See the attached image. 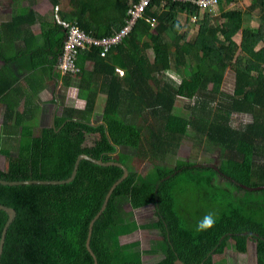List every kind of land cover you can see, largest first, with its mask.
<instances>
[{"label":"trees","instance_id":"16d2710c","mask_svg":"<svg viewBox=\"0 0 264 264\" xmlns=\"http://www.w3.org/2000/svg\"><path fill=\"white\" fill-rule=\"evenodd\" d=\"M68 1V12L61 14L57 7L60 19L98 39L118 32L131 6L130 0ZM235 1L219 0L218 14L212 16L190 3L152 0L133 30L104 55L93 44L79 49L75 75L63 74L57 65L67 79L79 77L82 109L62 106L61 114L53 112L52 125L19 144L14 157L0 148V155L8 156L6 170H0L5 181L65 180L81 154L127 168L92 226L89 247L97 264H142L138 256L143 252L164 256L151 264H214L213 255L225 248L248 253L251 241L256 264H264V189H255L264 187V35L244 20L254 13L264 26V0H249L245 10L228 9ZM182 17L185 24L195 17L193 36L181 32ZM31 19L33 24V12ZM52 20L45 37L49 44L31 51L36 56L48 51L47 63L59 58L66 38L54 16ZM237 34L240 41L234 39ZM237 50L245 57L228 93L221 87L226 64ZM177 98L192 101L187 114L179 113ZM234 114L247 120L234 124ZM131 126L139 133L135 156L152 166L145 174L131 171L130 155L120 152L129 146ZM90 137L91 144L85 145ZM185 137L213 146L219 164L176 159L174 152ZM122 175L116 166L81 160L66 184H0V205L15 211L0 264H94L85 247L88 225ZM123 204L133 210L153 205L154 220L138 225L122 211ZM208 213L215 215V225L197 232V222ZM6 220L0 210V236ZM139 229L156 230L159 246L142 251L135 241L120 244V236Z\"/></svg>","mask_w":264,"mask_h":264},{"label":"crops","instance_id":"0c3cea01","mask_svg":"<svg viewBox=\"0 0 264 264\" xmlns=\"http://www.w3.org/2000/svg\"><path fill=\"white\" fill-rule=\"evenodd\" d=\"M55 7L62 14L69 11L70 2L61 0L54 6L52 0H0V148L9 157L16 155L19 144L52 125L53 112L61 114L73 85L79 83V77L75 85V76L67 79L59 72L58 58L54 63L45 62L48 51H41L39 56L31 52L49 44L45 37L53 26ZM31 12L36 19L33 24L29 23ZM91 66V62H85L87 69ZM76 97L74 105L65 107L82 109L84 99L78 98L77 91ZM8 156L0 155V160L5 159L6 163ZM0 170H6V165ZM127 236H120L119 242ZM212 259L216 264L214 255Z\"/></svg>","mask_w":264,"mask_h":264},{"label":"rangeland","instance_id":"374dc122","mask_svg":"<svg viewBox=\"0 0 264 264\" xmlns=\"http://www.w3.org/2000/svg\"><path fill=\"white\" fill-rule=\"evenodd\" d=\"M248 5H249V0H236L234 3L228 6V9L239 8L245 10ZM244 20L249 28L258 31L264 35V26L261 25V22L259 21L256 14L252 13V15H245ZM181 22L183 24L181 32H185L190 37L193 36L195 34L196 24H194L192 20H190L189 23L185 24L184 17H182ZM234 39L235 41H240V35L237 34L236 37H234ZM150 56L152 57V50L150 51ZM244 57H245L244 52H242L241 50H237L234 59L230 63L226 64L225 77L221 87L223 91L228 93L232 91L233 83H234V72L238 64L241 62V60ZM76 79L77 77L75 76V81H74L75 85L77 84ZM76 91H77V86L73 85V88L68 94V96L66 95L68 100L66 101V103L64 102L65 106L74 105L73 103L75 102V100H77V97L75 98ZM101 103H102V98L100 99V102H97L96 104L95 107L96 114H100L101 112L102 109ZM187 104L188 105L192 104V101L185 98H177L176 107L178 108L179 113L187 114V111H189L188 108L186 107ZM89 119L93 120L92 117H89ZM246 120H247V116L245 115L234 114L232 116V121L234 124ZM138 137H139V133L137 129L134 126H131L128 134L129 146L120 150V152L127 153L130 155L128 164L131 171L140 174H145L151 169L152 166L147 161L139 160L135 156L134 149L137 144ZM91 140L92 137L86 139L85 145H90ZM173 156L176 157V159L180 158L187 162L196 163L199 165L217 166L219 164L218 158L216 156V151L214 150L213 146L207 144V142L195 144V142L193 143V140L189 137H185L184 139L181 140L180 146L177 152H174ZM115 159L116 160L120 159V153H117L115 155ZM5 165L7 168V161L5 163V159H1L0 160L1 168H3ZM181 189L182 186L179 187V190ZM122 211L124 213L132 214L133 219L138 224H147L154 220L153 205H148L146 207L133 210L128 204H123ZM161 239H162L161 236L158 234L156 230H136L127 237L121 238L120 242L125 244L129 242L138 241L139 249L145 251V250L153 249L156 246L158 247L159 244L161 243L160 242ZM255 247L256 246L254 242L252 241L248 242L247 244L248 253L244 255L236 254L232 249L225 248L221 254L214 255V259L216 264H256ZM163 257L164 256L161 255H150V254H145L143 252L141 253V255L138 256V259H140L142 264H151L158 262Z\"/></svg>","mask_w":264,"mask_h":264},{"label":"built area","instance_id":"2783aa9c","mask_svg":"<svg viewBox=\"0 0 264 264\" xmlns=\"http://www.w3.org/2000/svg\"><path fill=\"white\" fill-rule=\"evenodd\" d=\"M152 0H130L131 6L127 9V18L118 32L109 37L95 38L91 34L81 30L77 23H69L57 14V7L54 9V19L66 31V38L63 42L61 55L58 58V68L63 74L75 75L79 71L76 65V54L79 49H85L89 45H97L101 48L100 54L104 55L107 50L114 44L122 41L134 28L136 21L141 19L146 8ZM163 4L166 1L190 3L193 7H197L199 11L210 14L212 16L218 14L219 0H160ZM192 21L195 17L191 18ZM150 25L153 26L155 20L149 19ZM121 73V71H120Z\"/></svg>","mask_w":264,"mask_h":264},{"label":"water","instance_id":"95a60500","mask_svg":"<svg viewBox=\"0 0 264 264\" xmlns=\"http://www.w3.org/2000/svg\"><path fill=\"white\" fill-rule=\"evenodd\" d=\"M53 118H54V116H53ZM81 160H88V161L92 162L93 164L100 165V166H111V165H113V166H116V167L122 169V171H123V175L109 189V191L105 195V198H104V201L101 205L100 210L98 211V213L94 216V218L90 221V223L88 225V232H87V237L85 240V247H86L87 251L90 253V255L92 256L94 264H97L96 258L93 255V253L89 247V242H90V237H91V232H92V226H93L94 221L99 217V215L106 208V205H107V202H108V199L111 195L112 190L117 186V184H119L120 182H122L126 178V176L128 174V170L126 167H124L122 164H120L117 161L103 162L101 158L100 159H93L87 155L81 154L77 157V159L74 163V167H73V170H72L70 177L65 179V180H60V181H55V180H49V181H43V180L5 181V180H0V184L4 185V186L30 185V184H35V185H61V184H66V183L71 182L74 179V177L76 175L77 168H78V164ZM255 189H264V187H257ZM0 210L4 211L7 214V220L3 226V229L1 231V236H0V257H1L6 232H7L8 227L10 226V224L12 223V221L15 218V211L12 208H8V207L2 206V205H0ZM174 264H182V263L177 260V261H175Z\"/></svg>","mask_w":264,"mask_h":264},{"label":"clouds","instance_id":"9594fccd","mask_svg":"<svg viewBox=\"0 0 264 264\" xmlns=\"http://www.w3.org/2000/svg\"><path fill=\"white\" fill-rule=\"evenodd\" d=\"M216 223V217L213 213L204 215L196 224V231L202 232L211 229Z\"/></svg>","mask_w":264,"mask_h":264}]
</instances>
